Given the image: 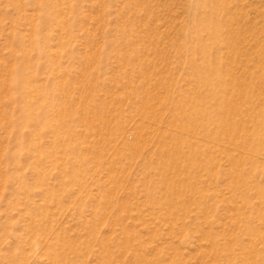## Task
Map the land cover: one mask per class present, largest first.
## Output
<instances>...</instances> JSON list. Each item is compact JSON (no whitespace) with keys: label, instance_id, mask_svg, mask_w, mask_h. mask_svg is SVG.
Here are the masks:
<instances>
[{"label":"rangeland","instance_id":"obj_1","mask_svg":"<svg viewBox=\"0 0 264 264\" xmlns=\"http://www.w3.org/2000/svg\"><path fill=\"white\" fill-rule=\"evenodd\" d=\"M0 264H264V0H0Z\"/></svg>","mask_w":264,"mask_h":264},{"label":"bare ground","instance_id":"obj_2","mask_svg":"<svg viewBox=\"0 0 264 264\" xmlns=\"http://www.w3.org/2000/svg\"><path fill=\"white\" fill-rule=\"evenodd\" d=\"M27 110H28V109H27ZM27 110H26V111H27ZM28 113H29V112H28ZM26 114H27V113H26Z\"/></svg>","mask_w":264,"mask_h":264}]
</instances>
